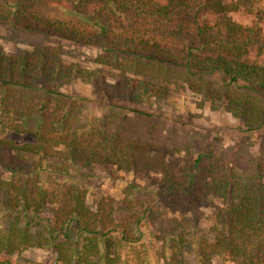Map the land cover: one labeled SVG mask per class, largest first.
<instances>
[{
	"label": "trees",
	"instance_id": "16d2710c",
	"mask_svg": "<svg viewBox=\"0 0 264 264\" xmlns=\"http://www.w3.org/2000/svg\"><path fill=\"white\" fill-rule=\"evenodd\" d=\"M37 2L0 0V24L10 22L83 47L98 46L104 53L98 54L96 64L112 75V81H103L106 99L147 105L166 99L173 89L184 90L199 98L201 108L231 114L245 132L264 130V65L248 57L254 45L264 54L262 0H235L230 6L224 0H114L110 10L129 18L121 33L41 15ZM204 11L218 18L216 26L203 21ZM232 11L251 22L235 23ZM223 15L229 18L220 27ZM60 54L61 47L18 55L0 49V192L11 199L1 221L0 250L48 249L58 264H150L149 250L136 235L142 222L136 211L145 214L141 205L129 202L128 222L120 223L111 200L100 199L91 209L75 182L52 176H70L80 163V169L112 165L151 177L166 152L159 132L131 129L127 117L112 129L99 130L95 123L74 129L83 106L61 87L70 78H80L82 71ZM83 75L91 76L85 70ZM130 112L149 117L136 108ZM5 126L35 142L20 147L1 138ZM37 158H59L64 164L47 178L45 171L51 167L36 163ZM258 169L264 172L263 162ZM198 174L221 201L212 237L199 246L200 264H214L215 258L224 264H264V182L237 178L223 159H213ZM190 176L194 179L195 174ZM162 180L184 189L167 172ZM49 206L56 218L39 236H33L29 224L21 227L22 212L39 215ZM177 244L183 248L185 240Z\"/></svg>",
	"mask_w": 264,
	"mask_h": 264
},
{
	"label": "rangeland",
	"instance_id": "374dc122",
	"mask_svg": "<svg viewBox=\"0 0 264 264\" xmlns=\"http://www.w3.org/2000/svg\"><path fill=\"white\" fill-rule=\"evenodd\" d=\"M113 1L38 0L37 9L41 15L121 33L127 29L129 18L126 13L110 10ZM224 2L230 6L235 0ZM262 4L264 9V0ZM229 15L238 24L251 22L241 12L232 11ZM224 17L226 15L219 20L220 27L227 24L225 21L229 17ZM201 18L211 26L217 25L218 18L206 11ZM259 28L260 40L264 43V20ZM44 47H61L59 57L66 63L78 64L82 71L80 78H70L61 87V91L73 96L83 106L75 115L74 129L84 130L94 123L99 130L105 127L112 129L127 117L126 123L131 129L159 132L157 138L166 151L162 156L164 163L151 177L145 171H122L112 165L80 169V163L76 164L70 176H62L53 172V169L64 164L62 159H34L36 163L42 162L51 167L45 171L44 176L48 178L54 173L52 179L60 182L70 178L82 189L91 209L96 208L100 199L111 200L115 207L116 221L120 223L128 222L129 202L141 205L145 214L136 211V217L142 218L136 235L149 250L150 264H200L199 246L212 237L210 230L221 201L212 195L208 183L203 181L198 171L206 168L213 159H223L237 178L261 179L264 182V172L260 173L258 169V164L264 163V130L245 132L241 122L231 114L212 110L208 106L201 108L199 98L184 90L173 89L166 99H155L147 105L108 100L103 95L102 86L104 80L112 81V75L109 69L96 64L98 54L104 53L98 46L83 47L24 31L10 22L0 24V49L8 55ZM248 57L264 65V54L259 55L258 46L250 48ZM83 70L91 76L83 75ZM133 108L149 117L132 114L130 109ZM1 138L20 147L35 142L32 137L13 132L6 126ZM200 158L202 162L198 164ZM165 172L175 176L184 189L171 188L169 181L164 182L162 178ZM193 174L194 179L190 176ZM10 200V196L0 192V227ZM21 216V227L29 224L36 237L54 224L56 213L55 208L49 206L39 215L22 212ZM181 240H185L183 248L177 244ZM213 263L224 264L219 258H215ZM0 264L58 263L52 250L31 248L14 253L0 250Z\"/></svg>",
	"mask_w": 264,
	"mask_h": 264
}]
</instances>
